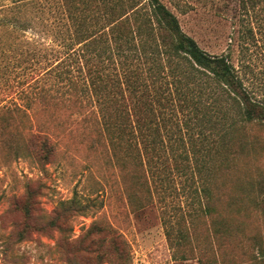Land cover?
Masks as SVG:
<instances>
[{"label": "trees", "instance_id": "obj_1", "mask_svg": "<svg viewBox=\"0 0 264 264\" xmlns=\"http://www.w3.org/2000/svg\"><path fill=\"white\" fill-rule=\"evenodd\" d=\"M51 1L47 50L58 61L48 69L41 95L44 121L31 110L34 129L14 151L42 170L59 150L107 151L115 170L109 192L117 183L132 211L151 203L167 169L206 168L212 187L200 188L199 212L210 217L216 234L243 233L244 218L258 208L264 216V199L250 198L264 193V179L226 176H235L236 164L255 152L244 125L264 124V101L246 90L229 53L202 49L161 0ZM20 111L18 103L7 108ZM204 125L216 133H202ZM226 182L231 195L222 202ZM242 194L249 198L242 201ZM97 196L59 200L49 224L65 231L72 218L101 207ZM30 204L22 206L27 216ZM127 247L113 222L97 217L86 226L79 250L101 264L107 249L116 255L109 259L124 264Z\"/></svg>", "mask_w": 264, "mask_h": 264}, {"label": "rangeland", "instance_id": "obj_2", "mask_svg": "<svg viewBox=\"0 0 264 264\" xmlns=\"http://www.w3.org/2000/svg\"><path fill=\"white\" fill-rule=\"evenodd\" d=\"M161 1L202 49L229 53L246 90L264 101V0ZM53 5L51 0H0V264H96L79 245L86 226L97 217L112 221L126 238L129 258L124 264H264V216L259 208L244 218L243 233L228 237L216 234L210 217L199 212L200 188L212 187L204 179L206 168L199 173L193 165L167 169L151 203L132 211L117 183L109 192L115 170L107 151L83 146L59 150L44 170L14 151L34 129L31 110L44 121L41 95L49 84L48 69L58 61L47 50ZM53 73L51 82H56ZM17 103L22 111L7 112ZM201 130L216 133L205 125ZM242 130L255 152L236 164L231 170L235 176H226L238 182L264 179V124L247 123ZM228 182L222 202L231 195ZM28 192L32 199H27ZM74 194L82 199L98 194L102 205L94 213L75 216L68 229L59 231L49 220L57 202ZM250 198L259 201L264 193L255 191ZM25 200H31L29 216L22 208ZM104 251L101 264H118L111 260L113 252Z\"/></svg>", "mask_w": 264, "mask_h": 264}]
</instances>
